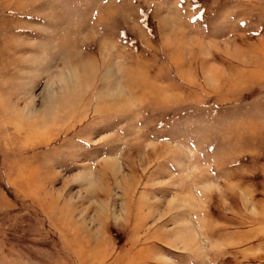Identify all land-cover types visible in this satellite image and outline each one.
Listing matches in <instances>:
<instances>
[{"label": "rangeland", "instance_id": "1", "mask_svg": "<svg viewBox=\"0 0 264 264\" xmlns=\"http://www.w3.org/2000/svg\"><path fill=\"white\" fill-rule=\"evenodd\" d=\"M0 264H264V0H0Z\"/></svg>", "mask_w": 264, "mask_h": 264}]
</instances>
